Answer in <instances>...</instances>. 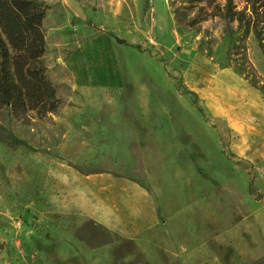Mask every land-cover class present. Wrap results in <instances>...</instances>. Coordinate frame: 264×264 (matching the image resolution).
Masks as SVG:
<instances>
[{"label": "rangeland", "instance_id": "rangeland-1", "mask_svg": "<svg viewBox=\"0 0 264 264\" xmlns=\"http://www.w3.org/2000/svg\"><path fill=\"white\" fill-rule=\"evenodd\" d=\"M39 1L61 105L0 113L21 141H0V264H264V94L224 68L222 22L177 29L167 0Z\"/></svg>", "mask_w": 264, "mask_h": 264}, {"label": "trees", "instance_id": "trees-1", "mask_svg": "<svg viewBox=\"0 0 264 264\" xmlns=\"http://www.w3.org/2000/svg\"><path fill=\"white\" fill-rule=\"evenodd\" d=\"M167 4L177 29L191 30L219 19L227 39L224 68L232 69L254 90L264 94V79L248 57L250 40L264 57V0H242L241 9L234 0H225L223 4L217 0H167ZM46 9L39 0H0V113L7 111L21 123L42 121L61 105L44 60ZM115 41L141 49L119 38ZM185 94L192 97L198 109L197 96ZM0 141L12 150L21 144L9 133L0 137Z\"/></svg>", "mask_w": 264, "mask_h": 264}, {"label": "crops", "instance_id": "crops-1", "mask_svg": "<svg viewBox=\"0 0 264 264\" xmlns=\"http://www.w3.org/2000/svg\"><path fill=\"white\" fill-rule=\"evenodd\" d=\"M71 64H73V65H71ZM64 66L66 69H70V70L72 69L73 75L76 77V64L75 63L68 61V62H66V64ZM70 70H68V71H70ZM75 88L76 87H74V89H72V90L75 91Z\"/></svg>", "mask_w": 264, "mask_h": 264}]
</instances>
